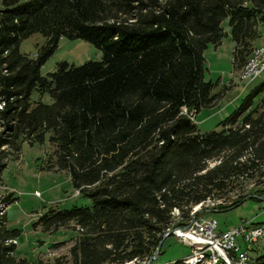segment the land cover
I'll list each match as a JSON object with an SVG mask.
<instances>
[{
  "label": "trees",
  "instance_id": "1",
  "mask_svg": "<svg viewBox=\"0 0 264 264\" xmlns=\"http://www.w3.org/2000/svg\"><path fill=\"white\" fill-rule=\"evenodd\" d=\"M225 19L239 71L264 24V0H0V162L22 143L46 141L51 152L39 169L64 173L90 202L47 207L31 224L76 232L68 260L54 264L140 263L193 207L224 198L211 210L231 209L250 195L245 183L264 182V80L221 131L200 134L194 124L217 96L203 79V52L219 46ZM33 33L44 46L29 58L18 47ZM60 38L91 43L100 60L57 63L42 77ZM18 235L0 218V264H41L14 257ZM253 264H264V253Z\"/></svg>",
  "mask_w": 264,
  "mask_h": 264
},
{
  "label": "rangeland",
  "instance_id": "2",
  "mask_svg": "<svg viewBox=\"0 0 264 264\" xmlns=\"http://www.w3.org/2000/svg\"><path fill=\"white\" fill-rule=\"evenodd\" d=\"M27 0H19L24 2ZM223 38L218 46L216 53H213L212 47L208 46L203 52L204 71L203 79L209 81L212 85L211 94L217 95V105L212 108L202 109L195 114L194 124L200 134L215 131H221V122L238 106L240 100L256 85L264 80V71L254 81L244 84L238 77L242 74L253 57V52L264 43V24L258 27L259 36L253 42L254 46L246 65L239 71L232 72L231 65V49L232 43L229 37L227 19L220 24ZM44 46V38L39 33H33L22 39L19 43L18 50L21 54L29 58ZM101 53L91 43L83 39H65L60 38L56 48L52 54L41 65L39 73L42 77L55 70L57 63H67L72 66H79L86 62L99 61ZM231 74V75H230ZM235 83L231 86L229 83ZM37 95H31L32 100H36ZM260 96L258 97V99ZM42 102L49 103L50 100L46 95L42 97ZM215 102V100H214ZM51 148L45 141L42 145L28 146L22 143L18 156H9L2 160L0 164V218H5V228L8 230H16L19 235L15 238L14 257L25 259L29 262L38 261L41 264H54V260L62 258L68 260V249L72 246L76 232L72 230L70 225L67 228H59L56 232L46 234L39 231L38 228L32 229L31 224L41 215L47 207L56 208L58 210L69 209L75 207H90V202L77 195L71 188L67 176L62 172L41 171L39 168L44 164L47 155L50 154ZM244 194L263 193L264 182L260 186H253L250 183L243 185ZM16 192V199L11 198V193ZM38 195H35V194ZM15 195V193H13ZM249 195V196H250ZM255 197V196H253ZM11 200H9V199ZM246 198V197H245ZM232 199V198H231ZM234 199V198H233ZM258 201L246 199L236 208L222 212L223 210H211L215 204H228L230 199H220L214 204L205 203L192 208V212L196 209L201 211L194 215L192 219L199 217L213 220L216 223L217 230L223 231L234 225L238 226L242 220L248 221L254 219L258 213L260 200ZM6 207H4L5 201ZM3 205V206H1ZM9 205V206H8ZM174 216L177 214L173 213ZM190 219L188 223L192 220ZM174 223V222H173ZM176 223V222H175ZM176 227L170 230H175ZM55 245L53 248H49ZM243 249V246L240 245ZM46 250L50 254V258L46 259ZM250 252L248 264H253L255 257L264 253ZM189 253L187 246L180 244L177 239L169 235L163 240L160 253L157 254L151 264H166L176 260H185ZM153 258V257H152ZM131 261L126 264H136ZM146 260L137 263L145 264Z\"/></svg>",
  "mask_w": 264,
  "mask_h": 264
},
{
  "label": "built area",
  "instance_id": "3",
  "mask_svg": "<svg viewBox=\"0 0 264 264\" xmlns=\"http://www.w3.org/2000/svg\"><path fill=\"white\" fill-rule=\"evenodd\" d=\"M264 71V44L257 47L254 56L249 61L247 73L238 77L244 84L257 79ZM15 193V195L13 194ZM10 196L17 197L13 192ZM35 195H38L37 193ZM253 222L242 220L238 226L218 231L216 223L210 219L198 218L194 223H187L184 228L172 230V236L189 249L186 259L203 258V264H248V253L259 252L264 247V199L260 200L258 213ZM12 244H15L13 239ZM243 246V249L240 248ZM46 250L43 257L48 259L50 254ZM154 255V253H153ZM149 257L145 264L154 260Z\"/></svg>",
  "mask_w": 264,
  "mask_h": 264
},
{
  "label": "water",
  "instance_id": "4",
  "mask_svg": "<svg viewBox=\"0 0 264 264\" xmlns=\"http://www.w3.org/2000/svg\"><path fill=\"white\" fill-rule=\"evenodd\" d=\"M253 196H247L246 198H244V199H242L235 207H233V208H236L237 206H239L241 203H243L246 199H249V198H252ZM259 199V198H258ZM233 208H231V209H233ZM228 210H230V209H228ZM201 210L200 209H196V210H194L193 212H192V214H191V216L193 217L194 215H196L198 212H200ZM224 211H227V210H223L222 212H224ZM184 227H179V228H176V229H178V230H181V229H183ZM172 234V230H169V231H167L163 236H162V239L158 242V244L156 245V247H155V250H154V255H153V258H151V259H149V261L150 260H153V259H155V257L157 256V254H158V252H159V249H160V247H161V244H162V242H163V240L165 239V238H167L169 235H171Z\"/></svg>",
  "mask_w": 264,
  "mask_h": 264
},
{
  "label": "bare ground",
  "instance_id": "5",
  "mask_svg": "<svg viewBox=\"0 0 264 264\" xmlns=\"http://www.w3.org/2000/svg\"><path fill=\"white\" fill-rule=\"evenodd\" d=\"M256 51V50H255ZM255 51L253 52V55H254V53H255ZM248 63V62H247ZM246 65V64H245ZM247 68H248V65H247V67L245 68V70H244V72L243 73H247ZM12 199L13 198H15L14 196H12L11 197ZM9 200H11V199H9ZM13 201H14V199H13ZM9 201L7 200V201H5V204H4V207H6L7 205H6V203H8ZM1 206H3V205H1ZM9 206V205H8ZM173 213H175V214H177V212L176 211H173ZM172 213V214H173ZM174 216V215H173ZM2 218V217H1ZM194 218V217H193ZM191 219H192V216H191ZM196 219H192L191 221H190V223H194V221H195ZM174 230V229H173ZM13 241V240H12ZM12 241H11V243H12ZM262 250H264V247H263V249ZM183 263L184 264H203V258H194V259H185V260H183Z\"/></svg>",
  "mask_w": 264,
  "mask_h": 264
},
{
  "label": "crops",
  "instance_id": "6",
  "mask_svg": "<svg viewBox=\"0 0 264 264\" xmlns=\"http://www.w3.org/2000/svg\"><path fill=\"white\" fill-rule=\"evenodd\" d=\"M264 44V43H263ZM212 47V46H211ZM253 47H257V46H254L253 45ZM207 49V48H206ZM219 48H218V46L217 47H212V51H213V53H216L217 52V50H218ZM232 50V49H231ZM206 51V50H205ZM230 55H231V53H230ZM232 72H233V70H232ZM231 75V74H230ZM231 86H234L235 85V83H232V81H230V83H229ZM217 102H218V97H217V99H215V102H214V105L212 106V107H214L215 105H217ZM211 107V108H212ZM194 119H195V116H194ZM14 199V198H13ZM16 199V198H15ZM256 216V215H255ZM251 220V219H250ZM233 226L234 225H232V226H230V227H228V229H230V228H233ZM227 230V229H226ZM224 231V230H223Z\"/></svg>",
  "mask_w": 264,
  "mask_h": 264
}]
</instances>
